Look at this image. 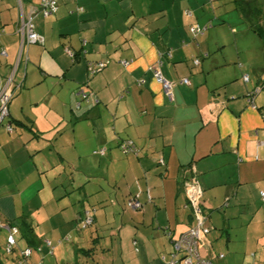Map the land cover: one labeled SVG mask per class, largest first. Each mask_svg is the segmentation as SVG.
Returning <instances> with one entry per match:
<instances>
[{"label":"crops","instance_id":"1","mask_svg":"<svg viewBox=\"0 0 264 264\" xmlns=\"http://www.w3.org/2000/svg\"><path fill=\"white\" fill-rule=\"evenodd\" d=\"M39 3L0 0V85L13 72L15 87L13 133L0 128V224L33 228L41 253L24 264H73L87 248L72 246L71 257L61 242L86 206L96 209L93 263L166 264L172 241L195 224L182 189L190 176L207 230L200 257L264 264V0H63L49 17ZM21 15H32L42 45L21 50ZM193 25L205 29L193 37ZM97 62L106 66L90 75ZM156 67L173 82L170 97ZM123 140L136 155L118 148ZM130 199L141 208L130 211ZM101 237L115 239L111 260ZM24 243L0 264H17Z\"/></svg>","mask_w":264,"mask_h":264},{"label":"built area","instance_id":"2","mask_svg":"<svg viewBox=\"0 0 264 264\" xmlns=\"http://www.w3.org/2000/svg\"><path fill=\"white\" fill-rule=\"evenodd\" d=\"M60 0H40L38 10L44 17H49L53 15L57 10V2ZM79 12L83 11L81 8L77 9ZM205 28H201L198 26L190 27V33L193 37L198 34H201ZM17 32L20 35V48L23 50L27 45L30 44H43L42 38L34 32L33 25H32V15H28L24 17L21 15L18 26ZM69 55H71L70 51H67ZM2 56H5V53L1 52ZM161 62L159 61L157 65H160ZM194 64H198V60H194ZM106 66L105 62H97V63H90L88 65V72L90 75H93L99 71H101ZM153 78L155 81L161 86V90L163 94L167 97L171 96V90L173 86V82L166 80L160 74L158 68L150 69ZM244 82H248V76L244 75L242 77ZM182 85H188V80L183 78L179 81ZM15 90L14 82H13V72L8 75L0 85V128L3 127L6 132L11 133L12 129L11 126L4 123L5 117L8 115V102L12 97V94ZM258 92V89L255 93ZM81 95L79 91L77 93ZM84 98V95L82 96ZM246 104L251 109H256L255 105L253 104V92L252 94L246 98ZM79 104H77L78 107ZM119 149L127 154H137V149L133 145V143L129 140L121 141L118 144ZM94 154L103 155L104 150H99L94 152ZM160 165H163V160L160 159L158 161ZM182 189L185 193L187 206L191 210V214L193 219L195 220V224L190 227L187 231L180 234L176 239L172 241V252L169 254V259L166 264H211L210 261L202 259L198 252V242L203 233H206L207 230L204 228V217L202 212L201 206V190L199 189L196 179L194 176H190L183 180ZM260 197L264 199V192H260ZM127 207L131 211H137L141 208V204L135 200L131 199L127 202ZM91 224V217L89 214L86 213V218L82 227L85 228ZM8 232V237L6 240L5 251L8 253L10 252L11 248L16 245L15 242V234L17 233V229L14 226L6 225L3 226ZM49 245V243H47ZM135 244V243H134ZM30 254L29 250H25L23 252L24 257ZM221 258L222 255H219ZM164 261V258H161Z\"/></svg>","mask_w":264,"mask_h":264},{"label":"trees","instance_id":"3","mask_svg":"<svg viewBox=\"0 0 264 264\" xmlns=\"http://www.w3.org/2000/svg\"><path fill=\"white\" fill-rule=\"evenodd\" d=\"M60 1H63V0H60ZM59 2V1H58ZM58 2H57V7H58ZM194 26V25H193ZM193 26H191V27H193ZM71 56H74L73 54H71ZM80 90H78V92H79ZM252 94V93H251ZM250 94V95H251ZM13 95H14V92H13V94H12V97H13ZM84 95V98H87L88 97V94L87 95H85L83 92H81V98H83L82 96ZM249 95V96H250ZM12 97L10 98V101L12 100ZM83 98V99H84ZM248 98V97H247ZM10 101L8 102V105H9V103H10ZM8 105H7V108H8ZM4 123L5 124H7V125H9V126H11V129H12V132L11 133H13V126H12V124H11V122H10V120H9V113H8V115L5 117V119H4ZM17 124H19V125H21V126H24L25 127V125L23 124V123H21V122H16ZM28 128V127H27ZM28 130L29 131H31L29 128H28ZM32 132V131H31ZM8 133V132H7ZM11 133H8V134H11ZM33 133V132H32ZM34 134V133H33ZM124 141V140H123ZM119 148V147H118ZM98 151V150H97ZM96 152V151H95ZM93 154H94V152H93ZM125 154V153H124ZM127 154H131V153H127ZM94 155H98V156H103V155H99V154H94ZM133 155H135V154H133ZM159 164V163H158ZM163 164H164V162H163ZM160 165V164H159ZM131 200V199H130ZM264 200V199H263ZM129 201V200H128ZM127 201V202H128ZM127 202H126V207H127ZM128 208V207H127ZM130 210V209H129ZM95 211H96V209L94 208V207H91V206H86L85 207V209H83V211H82V213L80 214V215H78V217L76 218V222H77V224H78V227L77 228H79L80 230H86V229H88V228H90L92 225H93V223H94V220H93V217H94V214H95ZM131 211V210H130ZM86 213L87 214H89L90 215V217H91V224L89 225V226H86L85 228H83L82 227V224L84 223V220H85V218H86ZM3 226H6V225H3V224H0V229H2L3 228ZM10 226H13V225H10ZM16 229H17V233L15 234V242H16V245L15 246H13L12 248H11V250H10V252H6L5 251V246H6V240H7V237H8V232L6 231V236H5V245H4V252H5V254L6 255H9V254H11V253H13V251L17 248V241H16V235L18 234H20L21 235V238L22 239H24V241L26 242V245H27V247L26 248H23L21 251H20V257L18 258V263L17 264H24L25 262H27V260L30 258V256H31V254H33L34 252H37V253H41V251H40V248L39 247H34L33 246V243H32V240H31V235L33 234V232H32V230H33V228L29 225V224H26V222L24 221V222H22L21 223V225L20 226H14ZM19 229L21 230V232L22 233H20V231H19ZM96 239H97V237L95 236V237H93V239H92V242H94V241H96ZM47 243H49V245L47 244ZM45 245L47 246V248H49V250H51L52 249V246H51V243L50 242H46L45 241ZM25 250H29L30 251V254L28 255V256H26V257H24V255H23V252L25 251ZM97 249H96V247H95V245H93L92 244V246L91 247H89V248H87V249H77L76 251H75V256L77 257V259L76 260H74V263L73 264H81V263H78V260H80V258H89L88 260H90V263L91 264H97L96 262L95 263H93L94 262V258H93V255L95 254V253H97V251H96ZM82 264H84V263H82Z\"/></svg>","mask_w":264,"mask_h":264},{"label":"rangeland","instance_id":"4","mask_svg":"<svg viewBox=\"0 0 264 264\" xmlns=\"http://www.w3.org/2000/svg\"><path fill=\"white\" fill-rule=\"evenodd\" d=\"M216 18H218V17H216ZM216 18H214L213 20H215L216 21ZM200 26V25H199ZM200 27H203V26H200ZM250 35V37H252L251 36V34H249ZM231 37V36H230ZM93 155V154H92ZM94 156V155H93ZM94 159H97V158H94ZM91 164L92 165H96V161H94V160H92L91 161ZM93 168H94V166H93ZM49 175H54L53 174V172H50V173H48ZM77 176V175H76ZM78 179H77V177L75 178V182L77 183L78 181H77ZM62 181H64L65 183H67V181H69V180H67V178H65V179H63V178H60L59 180H57V182H59V183H61ZM94 182H96L95 181V179L93 180V184L91 185V193L93 194V196H95V195H98V194H100L101 192H99V191H97V189H96V186L94 185ZM50 186V185H49ZM51 187V186H50ZM69 188H70V186H69ZM50 189V188H49ZM47 190H48V187H47ZM79 190H81V189H76V190H74V192H73V195L74 196H78L79 194H78V191ZM85 190H87V188H85ZM97 192V193H96ZM71 199V198H70ZM75 204H77V203H75ZM75 225H76V227H78V224H77V222L75 221L74 222V225H73V227H74V229H73V231L72 232H70V234H69V236H70V240L68 241V242H61V245L62 246H65V247H68V249H69V252H67V254L68 253H71V252H73V249H74V247H72V246H75V245H77V246H79V247H81V248H88L89 247V245H87V243H86V240H88V238H89V236H90V232H91V230H92V227L91 228H88V229H86V230H80L79 228H77V229H75ZM81 236L82 238H80V239H85V240H78V239H75V238H77L78 236ZM112 239V241H114L115 239L114 238H111ZM111 239H109V238H104V239H102V237L100 238V246H104V244L106 245V247H105V251H104V253L102 254L104 257H106V258H108L109 260H111V258H110V256L112 255V252H111V245H110V240ZM76 240H78V241H76ZM106 240V241H105ZM16 241L18 242V247L19 248H21V247H23V246H25V241L24 240H22V238H20V235H16ZM82 242V243H77V242ZM3 242H4V237H0V247H1V249H0V257H2V259L4 260H6V259H8L7 257H9L8 255H5L4 253L5 252H3ZM2 244V245H1ZM72 247V248H71ZM99 252H101V251H98V253ZM50 256V255H49ZM51 258H52V255L50 256ZM71 257H72V253H71ZM100 263H102L103 261H101V260H98ZM14 264H16V261L14 262ZM67 264H69V261H68V263Z\"/></svg>","mask_w":264,"mask_h":264},{"label":"bare ground","instance_id":"5","mask_svg":"<svg viewBox=\"0 0 264 264\" xmlns=\"http://www.w3.org/2000/svg\"><path fill=\"white\" fill-rule=\"evenodd\" d=\"M40 13V12H39ZM254 92V91H253Z\"/></svg>","mask_w":264,"mask_h":264}]
</instances>
